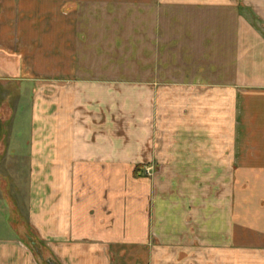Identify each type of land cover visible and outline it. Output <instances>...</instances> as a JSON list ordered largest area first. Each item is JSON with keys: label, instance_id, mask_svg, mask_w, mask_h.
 <instances>
[{"label": "crops", "instance_id": "crops-1", "mask_svg": "<svg viewBox=\"0 0 264 264\" xmlns=\"http://www.w3.org/2000/svg\"><path fill=\"white\" fill-rule=\"evenodd\" d=\"M131 14L145 81L117 88L114 54L101 51L115 45L94 31ZM57 75L62 85L36 86ZM0 94L12 102L0 119V264H38L28 242L48 264H164L158 239L182 227L196 237L201 204L204 264L214 250L220 264H264V0H0ZM117 101L130 106L120 129ZM150 162L159 180L172 175L156 199L131 176ZM135 185L139 197L117 199ZM177 204L182 219L169 216Z\"/></svg>", "mask_w": 264, "mask_h": 264}, {"label": "rangeland", "instance_id": "rangeland-1", "mask_svg": "<svg viewBox=\"0 0 264 264\" xmlns=\"http://www.w3.org/2000/svg\"><path fill=\"white\" fill-rule=\"evenodd\" d=\"M84 16V21H88V16L87 15H82ZM125 19H121V20H125L126 22L129 21L131 22V27H127L126 26V22L124 23H119L120 27L123 26L124 28L120 29V28H116L114 30H107V29H99V30H95L94 33H99V36L101 37V40H103V43H108V37L111 38V41H113V45H115V49L113 51L112 47H109V51H106L107 46H101V51L104 53H108L111 55L114 54L115 57V70L111 71L110 69V73H109V83L112 84L113 86H116L117 88H122L124 86H129V85H140L141 83H143V81H145V79L140 77V70H141V62L139 61L138 57H139V47H140V30H139V18L138 16H134V15H126L124 17ZM83 21V26H85V29L83 30L84 35L88 34L90 35V33L92 32L89 28H88V24L86 22ZM119 22V19H117V23ZM118 25V24H117ZM136 27H132L135 26ZM109 35V36H108ZM124 43H126L127 45H124ZM110 57V58H111ZM131 59L128 60V59ZM41 65L43 63H38L37 65ZM52 65L53 70H57L60 68V62H52L50 63ZM95 65V67H97L100 72H102L103 70H107V67H103L105 64L102 61H99L98 63H92ZM110 64H112V62H110ZM167 64V63H166ZM85 65V69L87 68V65H89V63H84ZM111 66V65H110ZM39 77V76H38ZM44 81H37L36 86H44L47 85L49 83H47V80H50V84H52V86H58V85H62L61 82H65V81H60L59 76L57 75L56 78H47V77H43L42 78ZM38 80V78H37ZM85 80H91V79H85ZM108 79H106L105 81H107ZM150 80V79H148ZM100 83H103V80H99ZM45 83V84H44ZM107 83V82H104ZM67 84V83H65ZM71 83H68L67 85H70ZM10 90V89H9ZM120 92V91H119ZM117 98L119 99L120 97V101H121V97L123 94L121 93H117ZM9 94H6L5 97L3 94H0V102H4L5 103V108L0 109V119H5L8 120L10 118V114L11 111L8 110V106L10 104H12L11 102V98L8 100L10 101L9 105L7 102V98L9 97ZM4 97V98H2ZM117 99V100H118ZM120 101H117V105H116V127L117 129L122 128L121 125H123L125 122V119L129 116V105L124 106L122 103H120ZM138 108V106L136 107V109ZM128 111V112H127ZM134 115H130V117H133ZM129 119V117H128ZM127 119V120H128ZM23 166V165H22ZM24 167V166H23ZM146 168H150L149 173L146 171ZM24 174V173H22ZM19 176V174H17ZM15 175L17 177V181H19L18 176ZM2 175H0V179H2L1 177ZM21 177H25L26 175H20ZM131 176H132V180L134 182H138L140 180H144L147 182L151 183V190H150V194H149V198H153L156 199L157 194H160V191L156 190L155 187H157V184L155 182H163L161 185H163L165 182H167L168 179H170V177L172 175H167V176H161L164 177L165 179L163 181L159 180L156 176L157 174L155 173V167L153 165V163H148V164H144V166L142 167V165H133L132 170H131ZM188 176V175H187ZM159 177V176H158ZM189 177V176H188ZM24 180L23 179V184H24ZM17 184H19L17 182ZM160 184V183H159ZM22 185V184H19ZM5 188V186H4ZM170 191H167V195L165 196V200L166 202L169 201V199L172 197L171 191L172 188L169 189ZM203 190H198L195 189V192H200ZM131 192V195H128V193ZM203 193V192H200ZM217 195H213L212 196H218V191H216ZM117 199L120 200H124V198L127 199H135L136 197H139V186L135 185L132 186V188H126L121 189V190H117ZM180 198V197H179ZM183 198V197H181ZM179 203H183L184 200L182 199ZM203 198V196H202ZM201 198V199H202ZM178 201V200H177ZM21 202H24V200L22 199ZM177 211H174L173 213L170 212L169 216H173L178 218L180 217L181 219L184 217L185 212H182L181 210H183L185 207L180 204H177ZM10 208L13 209V211L16 210H20L21 213L23 212L25 214L26 212V206L24 203H19L18 205H14V206H10ZM218 209V207H216ZM203 206L202 204L200 205V207H197L194 209L193 214L195 215L196 218V223H194L195 225V229H196V237H191L186 236V238H182L180 237V235L183 233L182 228H180V232L179 233V237H171L169 234H167V231H164L165 235L163 237H161L160 239H158V241H160L163 246L168 247V252L167 253H161L158 256L163 260L162 262L164 264H204L205 259H207V257H205L206 255L204 254V250H203V246L204 245V239H203V232H202V227L198 226L199 225V221H202V217H203ZM10 216H11V212H10ZM9 216V217H10ZM24 215L22 214V216H20V220L21 222L25 223L26 221H24ZM155 217V214L153 215V219ZM200 219V220H199ZM199 220V221H198ZM192 225V223H191ZM197 226V227H196ZM151 228V227H150ZM200 228V230H198ZM153 232L152 228L150 230V233ZM23 240L27 243V239L23 237ZM151 240V242L149 241V246H153L155 244H157V241L154 238L149 239ZM28 246L31 247L33 253L35 254V259L37 261L38 264H48L45 263V257H47V254L44 255L43 253V249H42V244H37V246L31 245V243L28 242ZM185 247L183 248L184 250L181 251V253L178 250V247ZM192 247H195L197 249H195L194 253H189L190 249ZM35 248V250H34ZM215 251V250H214ZM213 253H211V262L212 264H220L221 262V256L217 251H215ZM37 252V253H36ZM54 261V258H53Z\"/></svg>", "mask_w": 264, "mask_h": 264}, {"label": "built area", "instance_id": "built-area-1", "mask_svg": "<svg viewBox=\"0 0 264 264\" xmlns=\"http://www.w3.org/2000/svg\"><path fill=\"white\" fill-rule=\"evenodd\" d=\"M150 168H146V171L149 173Z\"/></svg>", "mask_w": 264, "mask_h": 264}, {"label": "water", "instance_id": "water-1", "mask_svg": "<svg viewBox=\"0 0 264 264\" xmlns=\"http://www.w3.org/2000/svg\"><path fill=\"white\" fill-rule=\"evenodd\" d=\"M51 264H54V263H51Z\"/></svg>", "mask_w": 264, "mask_h": 264}]
</instances>
